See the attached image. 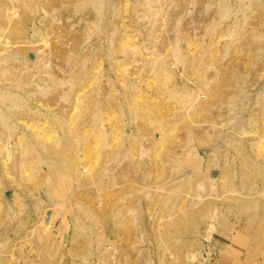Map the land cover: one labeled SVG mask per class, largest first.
Segmentation results:
<instances>
[{"label":"rangeland","instance_id":"374dc122","mask_svg":"<svg viewBox=\"0 0 264 264\" xmlns=\"http://www.w3.org/2000/svg\"><path fill=\"white\" fill-rule=\"evenodd\" d=\"M0 264H264V0H0Z\"/></svg>","mask_w":264,"mask_h":264}]
</instances>
